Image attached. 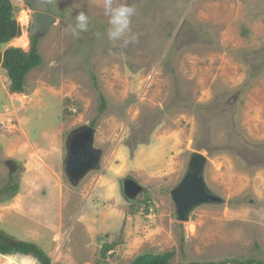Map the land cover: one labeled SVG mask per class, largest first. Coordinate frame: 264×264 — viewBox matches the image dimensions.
I'll return each instance as SVG.
<instances>
[{
	"label": "rangeland",
	"instance_id": "rangeland-1",
	"mask_svg": "<svg viewBox=\"0 0 264 264\" xmlns=\"http://www.w3.org/2000/svg\"><path fill=\"white\" fill-rule=\"evenodd\" d=\"M10 1L22 32L3 52L30 51L33 12L57 21L21 93L0 68V232L52 264L264 263V0H118L136 9L127 46L107 39L104 0ZM81 11L90 26L76 39L65 28ZM83 127L102 155L71 184L66 146ZM192 152L220 200L181 222L170 192ZM127 178L144 189L132 201Z\"/></svg>",
	"mask_w": 264,
	"mask_h": 264
},
{
	"label": "water",
	"instance_id": "water-1",
	"mask_svg": "<svg viewBox=\"0 0 264 264\" xmlns=\"http://www.w3.org/2000/svg\"><path fill=\"white\" fill-rule=\"evenodd\" d=\"M57 19L46 13H32L33 32L43 35ZM96 130L83 127L75 131L70 140L69 160L67 166H62L63 174L71 184L79 183L87 173L94 170L102 155L99 149L94 147ZM207 158L199 153L192 152L188 161L187 170L176 186L171 189L170 197L175 207L178 221L188 220V216L198 207L205 204L216 203L220 200L208 188L205 182V167ZM127 178L125 199L134 200L142 187ZM129 183V186L127 184ZM128 191L130 193H128Z\"/></svg>",
	"mask_w": 264,
	"mask_h": 264
},
{
	"label": "trees",
	"instance_id": "trees-1",
	"mask_svg": "<svg viewBox=\"0 0 264 264\" xmlns=\"http://www.w3.org/2000/svg\"><path fill=\"white\" fill-rule=\"evenodd\" d=\"M22 27L16 22L14 17V8L10 0H0V68H2L10 81V89L14 93H21L25 85V79L36 67L41 64V57L37 49V36L31 39L32 47L28 53L22 49H8L3 52L2 47L21 36ZM103 104V103H102ZM103 105H101L100 109ZM10 191L11 195H15L18 185H9L5 191ZM111 247H104L101 255L106 257ZM0 254L10 255L19 254L32 257L38 264H52L51 259L37 245L28 242H19L6 236L0 232ZM172 253L161 255H141L134 259L130 264H172L170 259ZM264 264L261 262H229L220 263H203V264ZM199 264V263H187Z\"/></svg>",
	"mask_w": 264,
	"mask_h": 264
},
{
	"label": "clouds",
	"instance_id": "clouds-1",
	"mask_svg": "<svg viewBox=\"0 0 264 264\" xmlns=\"http://www.w3.org/2000/svg\"><path fill=\"white\" fill-rule=\"evenodd\" d=\"M104 10H105V14L109 18L108 28L106 30L107 39L110 42L122 41L124 46H127L129 43H136L137 37L135 35L130 34L131 21H132V18L136 15L135 7L130 6L127 3H120L118 2V0H104ZM89 26H90L89 16L85 12L81 11L75 15L74 21L69 23L66 26L65 31L69 33L73 38L79 39L81 33L87 32L89 30ZM97 167H98V164L96 165L94 170L97 169ZM123 181H125V179ZM121 190H122V183H121ZM123 197L125 199L124 195ZM128 201H132V200H128ZM10 255H15V254H10ZM8 256L9 255L0 254V258L5 259V257H8ZM20 256H23V255H20ZM23 257L28 258L29 256H23Z\"/></svg>",
	"mask_w": 264,
	"mask_h": 264
},
{
	"label": "flooded vegetation",
	"instance_id": "flooded-vegetation-1",
	"mask_svg": "<svg viewBox=\"0 0 264 264\" xmlns=\"http://www.w3.org/2000/svg\"><path fill=\"white\" fill-rule=\"evenodd\" d=\"M34 35H36L37 37L38 36H41V34H39V35H37V34H35L34 33ZM74 136V134H72L71 135V138H70V140L72 139V137ZM70 140H68V141H70ZM68 146H66V157H65V159H64V163H63V165L65 166H67V163H68V160H69V155H68V152H69V148H70V142L67 144ZM98 168V167H97ZM127 186H129V183L127 184ZM125 190H126V184H124V181L122 182V192H123V195L125 196ZM143 191H144V189L142 188L141 189V191L140 192H138L137 193V195H136V197L137 196H139L141 193H143ZM128 193H130L129 191H128ZM135 197V198H136Z\"/></svg>",
	"mask_w": 264,
	"mask_h": 264
},
{
	"label": "crops",
	"instance_id": "crops-1",
	"mask_svg": "<svg viewBox=\"0 0 264 264\" xmlns=\"http://www.w3.org/2000/svg\"><path fill=\"white\" fill-rule=\"evenodd\" d=\"M118 192H119V186H117Z\"/></svg>",
	"mask_w": 264,
	"mask_h": 264
}]
</instances>
